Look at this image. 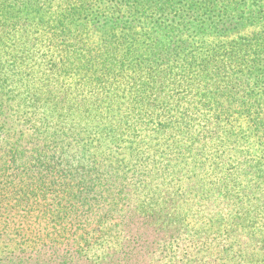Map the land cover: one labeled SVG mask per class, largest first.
Returning a JSON list of instances; mask_svg holds the SVG:
<instances>
[{"label":"trees","instance_id":"1","mask_svg":"<svg viewBox=\"0 0 264 264\" xmlns=\"http://www.w3.org/2000/svg\"><path fill=\"white\" fill-rule=\"evenodd\" d=\"M0 15L20 25L1 47L20 67L9 78L21 89L19 110L3 109L0 90V180L10 179L0 204L18 195L14 208L46 212L54 190L56 203L80 205L91 220L115 209L114 190L140 172L137 188H152L161 212L131 202L133 190L124 209L174 234L162 214L179 198L171 188L200 194L204 182L212 214L194 222L193 257L205 249L219 256L214 264H264V0H45L38 11L14 5ZM225 32L245 37L222 50L214 41ZM43 48L51 61L41 73ZM27 61L36 73L24 74ZM69 78L75 99L57 86ZM64 183L76 191L65 196Z\"/></svg>","mask_w":264,"mask_h":264},{"label":"rangeland","instance_id":"2","mask_svg":"<svg viewBox=\"0 0 264 264\" xmlns=\"http://www.w3.org/2000/svg\"><path fill=\"white\" fill-rule=\"evenodd\" d=\"M44 2L45 0H0V12L8 10L14 5L18 10L28 6L31 12H34L38 11ZM29 23L33 26L32 21ZM18 30H20V25L16 21L10 18L4 19L0 15V90L7 95L3 103L4 110L10 107L19 110L20 106L17 105V101L21 89L9 78L10 75L19 73L20 67L15 66L9 57L5 56V49L3 46L1 47V37L3 41H8L10 32ZM242 37H245L243 32H225L220 34L214 43L219 44L223 50L229 47H237ZM45 53V48L39 49L35 57V59L38 58L37 62L41 66V73L45 71L46 62L51 61H48V58H46L47 61H44ZM58 60H53V64L58 65ZM24 67V74L37 72L33 62L28 63L27 61ZM52 84L55 88L58 86L63 89V98L67 95L69 99H75L73 93L78 88L70 78L62 79L57 86ZM33 123L37 122L31 119L30 125L27 127L30 133L33 130L31 128ZM195 129L198 130V127L192 128V130ZM57 160L59 162V159ZM143 160L141 159V161ZM1 162L2 158H0V164ZM178 168L181 169L180 166ZM140 174V172L129 174L123 182L126 188L123 192L114 190L116 200L118 199V206L114 207L115 209L110 208L111 211L107 214L99 212L94 219L89 217L91 220H87L84 216L87 214L79 207L80 205L76 208V205H73L72 202H66L64 199L56 203L55 200H60L61 197L56 195L54 190L48 192L45 204H49V207H47L46 212L42 209L43 206L41 208L36 203L28 204L24 208H14L20 200L18 195L11 198L10 205L3 202L0 204V264H192L195 260H198L199 264H214L215 259L219 260L216 253L210 254L205 249H201V251L204 250L209 255L198 253L196 257H193L191 252L193 249L189 245L190 243L193 245L201 235V232H197V226H194L196 218L202 223L206 222L207 219L209 220L212 214L208 202L211 199L203 195L209 188L207 183L200 184V194L193 191L194 188L192 187L187 191L188 186L179 184L173 186L171 191L179 198L177 201L167 202L163 206L164 212L162 214L168 213V220L172 221L174 234L171 232L156 234L154 232L156 227H148L144 222H147V219L140 221L133 215V210L127 214L123 207V198L127 197L128 190H133L132 192L137 191V198L134 195L130 198L131 202L135 200L136 205L139 208L146 207V211L156 206V211L161 212L160 200L157 196L153 197L154 190L147 187L143 188V186L140 189L137 188ZM160 177H162V173ZM9 180H0L5 191L9 188L6 187L8 184L5 181L9 182ZM212 180L217 182L216 178ZM65 182L74 185L72 181ZM66 183H64L63 188L67 187ZM67 188L70 191L65 196L76 191L74 186ZM155 193L158 194V192ZM107 194L113 193L108 192ZM35 196L37 195L35 194ZM91 197L92 195L89 198L91 199ZM88 202L91 205V201ZM109 202L111 203L107 200V204ZM105 207L101 209L102 212H104ZM126 208L128 207L126 206ZM77 210L78 215L74 218ZM58 211H64L66 215L64 219L57 218ZM137 213L139 214L138 210ZM216 213L220 216L218 211ZM71 218H74L72 222L70 221ZM94 220L97 221V224ZM219 227L221 229L222 224ZM19 245L22 246L23 251H18ZM15 246L16 252L13 253ZM185 250L188 251L187 254L184 253ZM113 252L119 253V255L109 258ZM103 253H110V255L106 259L98 260V263L96 260L94 262V258Z\"/></svg>","mask_w":264,"mask_h":264}]
</instances>
